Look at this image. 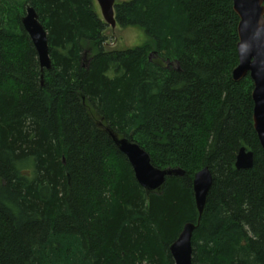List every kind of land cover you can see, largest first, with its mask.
Masks as SVG:
<instances>
[{"label": "trees", "instance_id": "16d2710c", "mask_svg": "<svg viewBox=\"0 0 264 264\" xmlns=\"http://www.w3.org/2000/svg\"><path fill=\"white\" fill-rule=\"evenodd\" d=\"M28 5L47 32L43 72L20 23ZM94 5L0 0V264H174L188 222L191 264H264V150L252 81L231 77L232 0L117 3L116 24L147 36L126 50L105 48ZM109 131L183 175L145 191ZM240 147L252 168H235ZM205 166L198 220L192 181Z\"/></svg>", "mask_w": 264, "mask_h": 264}, {"label": "water", "instance_id": "95a60500", "mask_svg": "<svg viewBox=\"0 0 264 264\" xmlns=\"http://www.w3.org/2000/svg\"><path fill=\"white\" fill-rule=\"evenodd\" d=\"M103 21L115 27V0H95ZM232 8L238 17L236 51L237 65L231 72L233 81L239 82L246 76L252 81L251 99L253 102L252 123L259 143L264 150V0H232ZM20 23L31 40L40 67V71L51 68L48 53L47 32L39 21L32 6H26ZM43 75L41 74V83ZM116 148L126 157L132 167L138 184L147 192L159 190L168 176H181L180 168L155 167L149 154L132 138L119 137L109 131ZM253 165V153L240 147L235 157L236 169H250ZM212 184V175L207 166L193 176L192 190L195 205L199 213L203 212ZM196 225L188 222L170 245L169 251L174 264H191V237Z\"/></svg>", "mask_w": 264, "mask_h": 264}, {"label": "rangeland", "instance_id": "374dc122", "mask_svg": "<svg viewBox=\"0 0 264 264\" xmlns=\"http://www.w3.org/2000/svg\"><path fill=\"white\" fill-rule=\"evenodd\" d=\"M127 0H115V4L121 3ZM94 6L103 20L97 2L94 0ZM104 22V21H103ZM106 36L105 48L107 50H126L135 46L141 45L147 38L145 32L137 27H121L118 24L115 27H111L107 24L106 30L104 31ZM83 63H86L84 59Z\"/></svg>", "mask_w": 264, "mask_h": 264}, {"label": "bare ground", "instance_id": "6f19581e", "mask_svg": "<svg viewBox=\"0 0 264 264\" xmlns=\"http://www.w3.org/2000/svg\"><path fill=\"white\" fill-rule=\"evenodd\" d=\"M194 197V196H193ZM194 202H195V200H194Z\"/></svg>", "mask_w": 264, "mask_h": 264}]
</instances>
